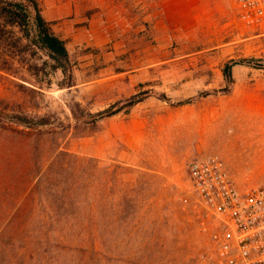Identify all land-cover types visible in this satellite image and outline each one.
I'll list each match as a JSON object with an SVG mask.
<instances>
[{
  "label": "rangeland",
  "instance_id": "1",
  "mask_svg": "<svg viewBox=\"0 0 264 264\" xmlns=\"http://www.w3.org/2000/svg\"><path fill=\"white\" fill-rule=\"evenodd\" d=\"M39 2L73 73H0V264H208L189 165L264 186V67L224 74L264 63V26L231 0Z\"/></svg>",
  "mask_w": 264,
  "mask_h": 264
},
{
  "label": "built area",
  "instance_id": "2",
  "mask_svg": "<svg viewBox=\"0 0 264 264\" xmlns=\"http://www.w3.org/2000/svg\"><path fill=\"white\" fill-rule=\"evenodd\" d=\"M239 16L264 26V0H231ZM200 230L211 237L208 264H264V186L240 191L217 156L189 165Z\"/></svg>",
  "mask_w": 264,
  "mask_h": 264
},
{
  "label": "trees",
  "instance_id": "3",
  "mask_svg": "<svg viewBox=\"0 0 264 264\" xmlns=\"http://www.w3.org/2000/svg\"><path fill=\"white\" fill-rule=\"evenodd\" d=\"M40 53L44 54L47 60L41 62ZM238 65L264 67L260 60L232 61L224 70L228 81H233V68ZM47 67L50 72L61 71L67 81L72 79L71 58L66 43L54 33L51 23L42 13L39 0H0V73L18 77L24 72L26 77L33 78L38 77L42 71L45 72ZM22 78L26 79L25 76ZM67 85L72 86L70 82ZM141 101L132 102L129 106L132 107ZM119 112L120 110L108 109L100 115L101 118L113 117ZM17 123L26 126L22 120ZM66 157L71 158L68 154L60 155L57 158L58 164L64 163L65 160H61ZM72 159H76L74 164L69 161L70 164L66 167L77 172L81 163L77 158ZM67 197L74 198L69 194ZM87 221L92 226L95 224L94 217Z\"/></svg>",
  "mask_w": 264,
  "mask_h": 264
}]
</instances>
